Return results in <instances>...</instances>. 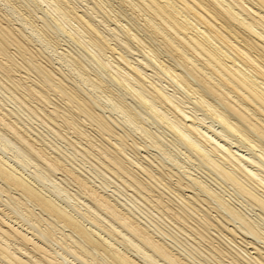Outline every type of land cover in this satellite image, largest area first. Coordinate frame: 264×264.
Returning a JSON list of instances; mask_svg holds the SVG:
<instances>
[{"label": "rangeland", "instance_id": "374dc122", "mask_svg": "<svg viewBox=\"0 0 264 264\" xmlns=\"http://www.w3.org/2000/svg\"><path fill=\"white\" fill-rule=\"evenodd\" d=\"M37 1L38 0H0V22H1L0 27H3L5 29H7V30L10 29V33H11V36H12V37L10 36L11 39H12L11 40L9 36L4 37V36H2L0 34V43L3 44V46L5 48V53H1L0 54V60H1V62H0V105H1L0 106V112L1 113L0 114L3 113L2 114V117L3 118L5 116V118L7 117V118H10L11 120H13V122H12L10 119H7L6 118L7 119L6 120L4 118L6 120V122H9V123L11 122L12 124L14 123V125L16 124L17 126L19 125V128L21 127L20 129H23V130L25 129L26 132H27V128L30 127L29 129H31L32 132L29 131V129H28V131H29V134L31 135V133H32V135L30 136L28 134V132H27V137L29 138V140L31 142L34 143V145L36 146V148L39 147V149H40L39 151L40 152L43 153V151L47 149L46 152L44 151L45 153H47L46 155H48L50 157H55L57 159L60 158L59 160H61V163L63 165H65V166H67L69 168H73L72 170L76 174H78L81 178H83V176H84L83 179L85 181L87 180L86 182H87V184L90 187H92L94 189H97L98 191L100 190L101 192L100 191L99 192L102 193V194L105 193L104 195H106V196L108 195L107 197L109 198V200H111L113 202L117 199L115 201V203H116V205H117V207L119 209L121 208L120 210H122L123 212H126L127 214H131L132 218L135 216L134 219L135 218H136V220L138 219L137 221L139 222L140 225L146 227L149 230L150 233L152 231L151 235L154 233L152 235L154 238H157L160 235V237H158L157 239H159L160 241L163 240L162 242H164V243L166 242L165 243L166 245H168V243H169L170 245H168V247L173 252L175 251L174 253L176 255L178 253V256H181V258H183V259L185 258V261H186V258H189L187 260L188 263H190V264L192 263V262H189V260H190V261H193V263H195V264H203V263L204 264H217V263L218 264H231V263L232 264H236V263H233V261H232L233 258L235 257L234 255H236V257L237 256H240L241 257L242 256V253L244 251H246V252H244L245 253V256H244V253H243L244 259L245 258L246 259L244 261V259L242 258L241 259L242 262H244L245 264H247L246 261H247V259L250 258L249 259V262H251V263L248 262V264H259V263H257L258 261L261 262L262 264H264V258L261 259L259 257L261 255H263L261 257H264V243H263L264 240H262V239H264V237H262L263 236L262 233H264V219H263L264 218V214L262 213L263 211L259 207H257V206L255 207L253 204H251L250 202H248L247 200H245L241 195L235 193L236 191L232 193V191L234 190V189H232L233 187L229 183H227V182L225 183V181H223L222 179H220L218 177V175H216V173L211 168L208 169L209 166L208 167H203V166H206V164L202 160L200 161L201 158L200 157L199 158L196 157V154L195 153H192V151H189L190 150L189 148H186V149L184 148L186 146L183 144L182 141H180L181 140L180 137H178L177 134L174 133L173 130H172L173 131V133H172L171 129H169L166 126H163L162 125L163 123H161V122L156 123L158 121L155 120L156 119L155 117L154 118L151 117L152 116L151 115V112H150L149 108H147L148 105H146L147 106L146 107L143 101L140 102V100L137 99V97L136 98H133L132 97V96H134V97L136 96L135 95L136 94L135 92H136L137 88H139L138 90H141L142 87H143V89H145L143 91L145 92L146 96L148 97L150 95L149 94V90H150V88H149V82H153L154 84H157L159 82V84H157V85L161 86L162 88L165 87L163 89L164 90L166 89V93L175 101L176 104H178V105L180 104L179 106L182 109L184 108L183 110L188 115H190V117L193 119V121L195 122V124L197 123L196 125H198V127H200L201 129H203L204 131H208V133L211 136L215 137L220 142L222 141V143H226L227 144L230 141L231 144L228 143L227 145L231 146L232 149L235 148L234 150L236 152L241 153V154H243L246 157H251L252 156L251 157L252 159H257L255 157L256 156V153L254 152V150L253 149H250V150L253 151V153H252V151L250 152V150L246 149L247 147L248 148H250V147L246 143H244L239 137L237 138V136L234 135L237 140H235V137L232 138L233 135L231 137H229L231 134L227 130H225L224 128H222L221 127L222 125L217 120L215 121L216 118H215L214 114H212L211 110L206 109V107H204L201 104V102L199 100V96H200L199 93H196V91H193V90H191L192 91L191 92L189 88H188L189 89L188 90L186 87H184V88L181 87L180 85H178L177 83H175L174 80H172L170 78L172 80L171 81L169 79V77L166 74H164V72H162V71L161 72L163 73V75L162 74H159V73H161L160 70H158L160 68H158V65H156V63H161V64L164 63V64H166V65H168L170 67H174L173 66L174 65V62H172L173 60L171 59V57L169 55H167V53L165 51H163L162 48L160 47V45H161L160 39L158 40V38H155L154 36L148 35L149 32L144 27V21H145L144 19H146L148 17L147 14L143 10H141L139 7H137V6L135 7L132 4H130L129 2H122L121 0H119L120 2L118 0H45V1L44 0H40L38 2ZM45 2H46V4H45ZM55 3H56V5H55ZM125 3H126V5H125ZM45 5H47V6H45ZM57 5L59 6V10H58V6ZM131 5H132V7H131ZM125 6H128V7H125ZM69 7H72L73 10L71 8L69 9ZM133 9H134V12H132ZM138 9L140 10V12H139ZM66 10L69 12V14H68V12H66ZM130 10H131L132 13L130 12ZM74 11L75 12L78 11L77 14L78 13L79 14H82L85 18L88 17V19L87 18L86 19L89 21V23L92 25V27L96 30L97 34L98 33H100V34H98V35L92 34V32H90L87 29V27H86V25L84 23L80 22L78 20V18H76L77 20L75 18H73L72 16H74V15H75L74 17H76V13ZM135 11H136V13H135ZM71 12H73V13H71ZM82 12L83 13L86 12L85 13L86 15H84ZM62 14H63V16H62ZM70 14H72V15H70ZM143 14H144V16H143ZM141 17H144V18H141ZM90 20H91V22H90ZM94 24H95V26H93ZM128 28H129V30H128ZM124 31H125V33H124ZM128 32H130V33H128ZM132 32H134V34ZM146 32H148V33H146ZM13 36L16 37L18 41H20V45H19V43H16L17 40L15 38L13 39ZM91 36H94V37H92L91 40H90V37ZM133 36H135V37H133ZM131 37H133L134 40H133V38H132V40H130ZM94 38H95V40H94ZM8 40L10 41L11 44L9 43ZM97 40H99V41H97ZM101 40L102 41L104 40V41L102 42ZM12 42L14 44H12ZM21 42L23 44H21ZM136 42L137 43L140 42V45L137 44ZM141 42H142V44H141ZM106 43H109V44H106ZM24 44H25L26 47L28 46L27 49L29 51L26 50V49L24 50V48H25ZM15 45H17V46H15ZM109 45H111V47ZM102 46H103V48H102ZM112 46L115 47L116 49H114V48L112 49ZM97 47H101V49H99ZM109 47L111 48L110 51H109V49H110ZM148 47L150 48V50H149ZM19 49H22V51L19 50ZM103 49H105L106 51H104ZM148 50H149L150 54H148V52H147ZM151 51L152 52L154 51L153 52L154 54ZM23 52H25V53H23ZM29 52L31 54H29ZM159 52H160V54H159ZM114 53L116 54V56L119 55V57H120L121 54H122V56L124 55V57L126 56L125 57L126 59H129V61L131 60V62L132 61L135 62L136 65L139 66V68L145 72L146 77H147L146 78L147 81H146V79L144 81H141L144 86L140 87V84L136 83V81H134V80L133 81L131 80L132 82L129 81L130 79H134V78L136 80V76L134 74H132V73H130V77L129 76H127V78L125 77L126 79L122 75L119 76V73L120 72L122 73L121 70L123 69V71H124V68H123L124 65L119 60L120 58L118 59V56L116 57L115 55H113ZM143 53H145V56H144ZM23 54H24V57H23ZM70 54H71V56H70ZM150 55H151V57L153 59L150 57ZM146 56H148V57H146ZM26 57L27 58L29 57V59H26ZM154 58L156 59V62H155V59ZM144 59L146 61L148 59H150V60H148L146 62ZM158 60H159V62H157ZM13 61L16 62V63H14ZM39 61L42 64H40ZM169 61H170V64H169ZM105 62H107V63H105ZM101 63H103V64H101ZM110 63H111V65H110ZM142 64H144V65H142ZM153 64L155 65V68H153L154 67ZM40 65L41 66L43 65V66L41 67ZM109 65H110V67H109ZM151 65H153V66H151ZM150 66H151V68L149 69ZM45 67H46L47 71H46ZM111 67H113L114 71H113V69ZM49 69H50V72L53 73V75L52 74H48ZM40 70H42V71H40ZM43 70H45L46 73ZM155 71L156 72L158 71L157 72V74H158L157 76L158 77L156 76V74H155L156 72ZM149 73L152 74V75L149 76L148 75ZM44 74H45V76H44ZM114 75H118L120 77V81L113 80V76ZM56 76L59 77L60 82L62 83V86L63 85H66L69 89L73 90L72 92L75 91L76 95L78 94L77 97L79 99H83L84 101L87 102V104H88V106L90 108V114L89 113H87V115L86 114H83L85 112L83 110H81V108H79V106L76 109V106H77L76 102H74L71 97H69V96L67 97V95L65 94L66 92H63L60 88H58V85H60V82L58 80H56V79H58V77H56ZM122 77H123V79H122ZM151 77H152V80H151ZM47 78H50L48 80L50 82L47 81ZM88 79H90V81ZM15 80H17V81H15ZM18 81H19V83H18ZM55 81H57V82H55ZM154 81L155 82L158 81V82L155 83ZM167 81H168V83H167ZM51 82L52 83L54 82L52 84V87H50L51 84L49 85V83H51ZM118 82H119L120 85H124V84L125 85L124 86H120L119 84H117ZM121 82H123V83H121ZM126 82H128V83H126ZM145 82H146L147 85L145 84ZM169 82H170V84H169ZM129 83H131V84H129ZM135 83L138 86L135 85ZM14 84H15V86H14ZM100 84H101V86H100ZM176 84L179 87H177ZM16 85H18V86L16 87ZM98 85H99V87H98ZM131 85H133V86H131ZM19 86L20 87L22 86V87L20 88ZM172 86H174V87H172ZM67 87H66V90H68ZM127 87H129V88H127ZM130 87H132L131 88L132 89L131 91H130ZM133 87H135L136 89L133 90ZM175 87H176V89H175ZM55 88H56V90H55ZM126 88H127V90L129 89L130 93H129V91L126 90ZM58 89H60V90H58ZM54 90L56 92H54ZM132 91H134L133 94H131ZM186 91H188V92H186ZM39 92L43 96H45V97H43V100L45 99L44 101H42V98H40V97H42V95ZM169 93H171V95ZM26 95H28L29 97L26 96ZM38 95H41V96L39 98H37ZM181 97H182V99H181ZM194 98H196V101L197 102H195V99ZM46 99H47V101H46ZM180 100H181L182 104L184 103L185 105L184 104L182 105L181 102H180ZM21 102H23V103H21ZM138 102L139 103H142V104H138ZM199 102H200V104H199ZM72 103H74V104H72ZM143 104H144V108L142 106ZM200 105L203 106V107H201ZM6 107H7V109H6ZM117 107H118V109H117ZM125 107H126V109H125ZM192 108H195V110L192 109ZM201 108H204L202 110L205 113L202 112ZM124 109L127 111V113L125 112ZM7 110H8V112H7ZM40 110H41V112H40ZM188 110H189V112H188ZM9 111L12 112V113H10ZM81 111H83V112H81ZM91 111H93V112H91ZM122 111H124V112H122ZM146 111H148V112L146 113ZM190 111H191L192 114L190 113ZM5 112L7 114H5ZM32 112H35V114L32 113ZM96 112H97V114H96ZM58 113H59L60 116H58ZM131 113H132V115H134V113H136L135 114L136 118H135V116L133 117L131 115ZM208 113L209 114L211 113L212 115L210 114V117H209L208 116L209 115ZM93 114L96 115V116L99 115L102 118H104L103 115H105V119L107 117L109 118V120L108 119H106V120L111 121V122L116 121V123L118 125H114L116 123H111L110 122L114 128H113V131L111 133H108L107 132L108 133L107 134L106 132H103V130H100V126H98V123L96 122V119H95L96 117ZM127 114H128V116H127ZM195 114H196V116H195ZM44 115H46V116H44ZM92 115H93V117H92ZM62 116H63V118H62ZM87 116L90 117L91 119L88 118ZM56 117H58V118H56ZM128 117H131V118L129 119ZM196 118H197V120H196ZM67 119H68V121H66ZM43 120L45 122H43ZM199 120H202V121H199ZM211 120H213V122ZM134 123H136V124H134ZM200 123H202V124H200ZM205 123H207V124H205ZM218 124H220L221 126L218 125ZM206 125H207V127H206ZM3 126L0 123V152L2 153L0 155L1 156L3 155L2 157H4V159L10 161L11 164L15 165V168L17 170H19L21 172V174L23 173L22 175L23 176L25 175L26 178L29 181H31V183H33L35 186L38 185L37 187L40 190L42 189L41 190L42 192L45 191L46 192V193L44 192L45 194H48L53 200H55L61 206H64V208L66 207V209L69 210L74 215L76 214V216H77L78 213H75V212H77L79 210V208H80V211H82V209H84V211H82V212H85V213H87L90 216H92V215L94 216V213L95 212H98V213H95V216H96L97 219L95 218V216L94 217L92 216V217L95 218L97 221L102 220V222L100 221L101 223H103V224H101L102 226L109 225V226H105V228L111 227L110 224L113 223V225H116L118 228L121 229V226H119V224L116 223V221H114L109 216V214H107V213L106 214H103V212H105V211L99 209L98 207H96L93 204V202L90 199H88L87 194L85 193L86 191L82 187L78 186L77 183L73 182L74 181L73 179H71L69 176L65 175V172H63V170L57 169L58 171L55 170L56 172H53V170H52V172H51V169L47 168L41 161H39V159L36 161L37 157L35 155H33V154L31 156V153H28L25 150V147L23 145L21 146L20 143L11 134V132H9L5 128V126L4 127ZM50 127H51V129H50ZM139 127L142 129V131H141V129H139ZM204 128H206V130ZM220 129L222 130V133L224 131L227 132V133L224 132L222 134L220 132L221 131ZM121 130H123V131H121ZM214 130H216V131H214ZM147 131H149V132H147ZM150 131L152 133V136H151ZM123 132L127 133V134H125V136H123L125 138V140L122 139V137L120 136V135L123 134ZM215 132H216V134H215ZM148 133H149V135H147ZM84 134H86L87 136H85ZM102 134H104V135H102ZM155 134H157V135H155ZM219 134L222 135V136L220 137ZM112 135L115 136V140H114V136H112ZM144 135H146V136L144 137ZM173 135H175V136L173 137ZM105 136H110L109 137L110 140L107 137H105ZM156 136H158L157 138L158 139L160 138V139L158 140L156 138ZM226 136L228 138H226ZM8 137H10V138H8ZM104 137L106 139H108L109 141H113V142L109 143ZM119 137H120V139H119ZM151 137H153V138H151ZM177 137H178V139H177ZM91 138H93V139H91ZM35 139H37V140H35ZM176 139L177 140L180 139V140L177 141ZM228 139H229V141H228ZM7 140H10V141H7ZM32 140H34V141H32ZM117 140H118V142H117ZM122 140H124V141H122ZM151 140H152V142H151ZM134 141H135V143H133ZM153 141H154V143H156L155 144V147L158 144L160 147L162 146L163 148L162 147L160 148L159 146H158V148L157 147L154 148L153 147L154 144H151V143H153ZM161 141H162V143H161ZM14 142H15L16 145L14 144ZM87 142L89 143V145H88ZM121 142H123L124 145ZM147 142H148V144H147ZM240 142H243L244 144H241ZM38 143H39V145H38ZM126 143H127V145L125 146ZM115 144H118L121 147L124 146L123 147L124 149L122 148V151H118L117 149H115L113 147V146H115ZM130 144H131V146H130ZM160 144H162V145H160ZM139 145H141V146H139ZM105 146L108 147L109 150H108V148H105ZM245 146H246V148H245ZM40 147H42V148H40ZM206 147H209V145H206ZM110 148L111 149H114L113 150L114 153H115V151L118 152V156L119 157L122 155L120 158H122L124 160L126 159L123 162V164H125V166H127V168L129 169L128 170L129 173H131V175L129 174L130 175L129 177L127 176L128 179H127L126 176H124V174L123 175L122 174L121 175L118 174L116 176V173L112 172V171H114V168H111L112 167V164H110L108 162L107 158H106V156H110L113 153V151ZM75 149H76V151H75ZM100 149L102 150L101 152L99 151ZM103 149L105 150L104 152H103ZM110 150H111V153H110ZM160 150L162 152H164L165 154L162 153ZM50 152L51 153L53 152V153L51 154ZM249 152H250L251 155L249 154ZM29 154H30L31 158H29L30 157ZM108 154H110V155H108ZM123 154L126 155V158L123 156ZM101 155H102V157H101ZM187 155H189V156H187ZM25 156H27V157H25ZM82 156H83V158H82ZM146 156H147V159L145 158ZM194 157H196V159ZM63 158H65L66 160H68V159L69 160L66 161ZM148 158L150 159V162H149V159ZM154 158H156L157 161H155ZM13 159H15V161H14L15 163L16 162L17 163L20 162L22 164L24 162L23 164H25V165L22 164L24 167L20 163H19V165L16 163L18 165L17 166L13 162ZM29 159H31L32 161L29 160ZM131 159H133L132 162H131ZM151 159L154 160V161H152ZM161 159L164 161V164H163V161L162 162H159V161H161ZM170 159H172V160H170ZM22 160H23V162H21ZM105 160L108 163H106ZM173 160H174V162H173ZM151 161L154 164V166L151 163ZM175 161H176V163H175ZM37 162H38V164L40 163L41 165L39 164V166H38ZM129 162L131 163V165H129L130 164ZM134 162H136V164H134ZM104 163L106 165L105 167H103L104 166L103 165ZM179 163H180V165H179ZM35 164H37V165H35ZM70 164H72V165H70ZM137 164H138V166H137ZM142 164H143V166H142ZM35 166H36V168H35ZM37 166H38V168L39 167L40 168L38 169ZM164 166H165V168H163ZM179 166H180V169H178ZM182 166H184L183 167L184 169L182 168ZM41 167H43V169ZM141 167H143L144 169H146L148 171V172H145L146 175L143 173L144 171H142V168ZM147 167H148V169H147ZM76 168L79 171L81 170V172L84 173L85 175L82 174V173H80ZM105 168H107V169H105ZM149 168H151V169H149ZM263 168L264 167H262V168H256L254 166V169L257 172L260 171L259 172L260 173L259 176L264 181V176H262V175H264V171H262ZM111 169H112V171H111ZM207 169L209 170L210 173L208 172ZM41 170H43V171H41ZM149 170H150V172H149ZM161 170H165L166 172L161 171ZM187 170L188 171H191V173L188 172ZM46 171H48L49 173H46ZM131 171H133V172H131ZM33 172H34V174H33ZM35 172L36 173L39 172L38 173L39 175L37 174L38 175L37 176L38 178L35 177L36 176ZM179 172H181V173L183 172V175L181 173H179ZM212 172H213V174H212ZM134 173H136V175H134ZM147 173H151L150 178H148L149 176L147 175ZM170 173H172V175ZM206 173H209V174L206 175ZM214 173H215V175H214ZM81 174H82V176H81ZM112 174H114V175H112ZM177 174H178V176H176ZM40 175L43 177V178L42 177L40 178V179H43V181L42 180H39ZM119 175H120V177H118ZM152 175L154 176L153 178H151ZM156 175H157V177H156ZM158 175L161 176V177H159ZM163 175H165L166 177L163 176ZM179 175H181V176H179ZM195 175H197V176H195ZM199 175H200L201 178H199ZM141 176L142 177H146L145 180ZM189 176L190 177H193V179L196 178L199 181L201 179L202 181H200V182L203 183V184H205V186L207 187V189H209L211 191V188H214L211 192L212 193H215L216 195H218L221 198V200H222V202L224 204H227V205L229 204V206L231 205V207L233 209H235V210L239 209L238 212L241 215L243 214L242 216H244V218L246 217L245 219L248 222H250V225L251 224L253 225V226L252 225L251 226H252V228L254 230L252 229V232L251 233L253 234L252 236H254V237L250 238L251 237V236H249V235H251L250 232H249L250 234L247 233L249 235H246V232H244V234H242L243 232L241 231V228L239 227V224L238 223H236V225L238 226L237 227L231 221H228L229 223H227L226 222L227 219L225 221H223V219H224V213H223V210L221 209V207L218 204H216V202L213 199H211L208 195H205L203 192L198 191V189H193L195 187L190 186L191 184H189V183H191L192 181L189 180V179H192V178H190ZM194 176H195V178H194ZM86 177H88L89 179L86 178ZM131 177L134 178V179L138 178L140 180H143L142 182L144 183L145 188H140L139 187L140 188L139 189L140 191H139L138 190V186L136 185V183H134L133 179H130ZM180 177H182L181 178L182 180L180 179ZM211 177H212V179H211ZM214 177H216V178H214ZM156 178H157V180H156ZM123 179L125 180V183L126 184L128 182V185L127 186H126V184H124V185L122 184L121 181ZM152 179L154 180V182H153ZM170 179H172V181ZM37 180L40 181V182H38ZM124 180H123V183H124ZM180 180H181V182H180ZM146 181H148L149 184ZM189 181H191V182H189ZM155 182H156V184H155ZM132 183H134V184L132 185ZM150 183L152 185L153 184H155V185H153V187H151L152 185ZM158 183L161 184L162 186L161 185H158ZM180 183H181V185H180ZM187 183H188V185H187ZM0 184H1L0 185L1 186V189H0V192H1L0 193V203H1L0 204V209L3 210L2 212H4V211L7 212L6 213L7 216L9 214H11V215L13 214L12 216L11 215H9V216L10 217H13L12 220L15 219L13 221H14V223L17 226H19L18 224L21 222L20 223L21 228L24 227L23 229H28V230H30L32 232H34L35 230H38V228L43 229V228L47 227V225L50 226L51 229L53 230V232H55V233H53L51 235L50 239L53 240L54 239L53 237H55L54 240L56 242L54 240L53 241L50 240L49 242H47V244H49L48 245L49 247L52 246L50 248H52L51 250L55 251L54 252L55 254H56V252H60V250H61V252L64 253L63 256H65V259H66L67 264H85V263L87 264L89 261L92 262V263L89 262L90 264H94V263L95 264H106V263L109 264L108 262H110V261H109V259L107 258V256L104 253H100L98 251L99 252V254H98L97 250L94 251L91 248L89 249V247H86L87 250L82 249V251L79 248L77 249V246H75L74 243H73L74 241L72 242L70 240V238L68 237V236L72 235V232L70 231L69 228H67L66 226L62 225V223H60V225H59V223L56 224V221H53L54 220L53 218H52V220H50L51 218L48 217V215L44 214L43 212H40V209H38V207L35 206L33 203L31 204V202H28L26 200H23L24 198L20 197L17 193L12 192L14 190H10V191L9 190H6V188L4 187V184L2 182H0ZM164 184H166L165 186L167 188L164 186ZM2 185H3V188L4 189H2ZM74 185H76V186H74ZM52 186L55 188V190H54V188ZM180 186H182L183 189H181L182 187H180ZM59 187L60 188H63V189H60ZM78 187L80 189H78ZM131 187L133 188V190H132ZM134 187H136L137 189L134 188ZM256 187H257L256 190H259V188H260L259 192H260V195H262L264 193V189L262 188V186L256 185ZM155 188H158V189L155 190ZM164 188H166L167 192L166 191H162V190H164ZM169 188H172V189L174 188V189L173 190L171 189L172 191H170V190H168ZM178 188H179V190H178ZM75 189L77 191L81 190V191H79V193L80 194L83 193V194L80 195L79 193H77V191ZM141 189H142V192H141ZM146 189H147V191H144ZM157 190H159V191H157ZM177 190H178L179 193L176 192ZM182 190L185 191V192H183ZM8 191H9V194H8ZM150 191H151V194H154V195H152L153 197L150 195ZM156 191H157V193H156ZM160 191L161 192H164V193H160ZM54 192H55V195L56 194H59L60 192L61 193H60V195L55 196L54 195ZM138 192L141 195H139ZM152 192H154V193H152ZM197 192H198V194H197ZM2 193H4L6 196L4 194H2ZM12 193L14 195H16V196L13 195V197H14L13 200L11 198L12 197V195H11ZM67 193H68V195H67L68 198L66 196ZM142 193L145 196H143ZM173 193H176V195L177 196L179 195V196L177 197ZM7 194H8V196L11 195V197H8L7 198ZM132 194H134V195H132ZM187 194L190 197H195V200L196 201L194 199L191 200L188 197ZM84 195H85V197H84ZM17 196L20 197L21 199L19 200ZM59 196L61 198H59ZM62 196H63V198H64V196L66 198L63 199ZM112 196H115L114 199H113ZM139 196L142 199L139 198ZM198 196H199V198L201 196L203 199L200 200L201 198L200 199L199 198H196ZM145 197H147V198H145ZM179 197H182L183 200L180 199ZM228 197H230V198H228ZM9 198L12 200V201L11 200L10 201L13 202V203H11L9 201ZM15 198H16V200H15ZM56 198H58V200ZM118 198H119V200H118ZM143 198H145V201H146V199L149 200V202L146 201L148 204H146V202H144ZM175 198L177 200H181V201L180 202H177L175 200ZM153 199H155V200L153 201ZM159 199H162V200L159 201ZM171 199H172V201H171ZM186 199H187V201H186ZM205 199L207 201H209V203L207 201H205ZM4 200L7 203H9V204L6 203L7 206H9V207H6V204H4V202H5ZM21 200H23V201H21ZM120 200L123 201V202H121ZM137 200H140V201L139 202H136ZM197 200H198V202H197ZM19 201L21 202L20 203L21 206L18 205L19 204L18 203ZM24 201H26L28 203H26V205H25V202ZM201 201H202V203H201ZM210 201H212V202H210ZM228 201H230V202H228ZM85 202L87 203V205H86ZM185 202H187L189 205L187 203H185ZM206 202L208 203L209 206L206 205ZM214 202H215V204H214ZM14 203H17V204L13 205ZM22 203L24 204V206H23ZM153 203H155V204H158L159 203V204L156 205L157 206L156 208H153V207H155V205ZM163 203L164 204H167L169 206V209H172V210H169V211L166 212V208H164L165 206L163 205ZM174 203H175L176 206L174 205ZM178 203H180V207L182 206L181 208L184 210V211L182 210L181 212H185V213H179V211H180L179 209H181V208L179 207V204ZM181 203L183 205H181ZM196 203H199V204H196ZM210 203L212 205H214V206L210 205ZM249 203L252 206H254V207H252L251 205H249ZM10 204H12L13 210L11 209ZM30 204L35 207L34 208L35 210L33 209V213L36 211V213L41 214V215H39L40 217L36 213H34L35 214V216H34V214L31 211V209H32L33 206H31ZM129 204H131V205H129ZM134 204H135V206H134ZM171 205H174L175 207L174 206H171ZM215 205H218L219 206L218 207V210L216 209L217 206L215 207ZM14 206L15 207L19 206V207L15 208ZM69 206L75 207V209H77V211L76 210H73L74 208L73 209H70ZM126 206H127V208H125ZM132 206H134L133 207V210H132ZM170 206H171V208H170ZM36 207H37V209H36ZM176 207L179 208L178 211H177ZM192 207H194V208H192ZM210 207H212V208H210ZM26 208H28L27 210H29V209L30 210L29 211H26L25 210ZM90 208H92V210ZM93 208H96V209H93ZM189 208H190V210H188ZM191 208H192V210H191ZM196 208H198L200 210H198V209L196 210ZM214 208L217 211H215ZM88 209H90V210H88ZM128 209H130V210H128ZM157 209L158 210H161L162 213H160L161 211L156 212ZM173 209H174V211H173ZM17 210L19 211V213L17 212ZM21 210H23V211H21ZM99 210H101L102 212L99 211ZM187 210L192 213L191 216H187V215H190L191 214ZM204 210L205 211L208 210V213H206ZM12 211H14L15 214ZM202 211L204 213H206L205 215L207 217L204 215V213L202 214ZM219 211H220V215H218L219 214ZM242 211L246 214V216H245V214ZM16 212H17L18 215L20 214V216H18L16 214ZM24 212H25V214H24ZM132 212L135 215H132ZM175 212L178 213V214H181V215H186L187 214L185 216V219H190V217H192V216L193 217L190 220H188V223L185 220H184V222H182V219L180 220L179 217H177L178 215ZM259 212H260L261 215L259 214ZM30 213H31L32 216L30 215ZM139 213H141V215H143L144 213L145 214L141 217V215H139ZM163 213H165V214H163ZM28 214L31 217H34V218H30V216H29V220L31 219L30 221L35 222L37 224L41 223L42 225L40 224L38 226V225H35L34 224V227H33L32 224L31 225L28 224V225H30V226H28L26 224V222H28V221L21 220V219H25V218H22V217L23 216L26 217V215H28ZM96 214H99V215H96ZM160 214H162V216ZM173 214L174 215L176 214L177 216H174ZM36 215L38 216V218H35V217H37ZM103 215H105L104 217L107 220L106 219L103 220V218H104ZM211 215H214V217L211 216ZM80 216L81 215L79 214V216H77V217L80 218ZM98 216L100 218H98ZM164 216L167 217L169 220L165 219ZM204 216L206 218H204ZM208 216H210V218H208ZM259 216L260 217L263 216V217L260 218ZM41 217L43 218V220H42L43 222L41 221V219H42ZM163 217H164V219H163ZM186 217H189V218H186ZM249 217H250V221L247 219ZM45 218L47 219V221H46ZM109 218H111V219H109ZM211 218L212 219H215L217 222L215 220H212V223H213L212 224L210 222L211 221ZM48 219L51 222V225H49L50 223H48L49 222ZM193 219L196 220V221H198V222L193 224L191 222V220L193 222H196ZM198 219L201 220V221H202V219H204L202 221V223L205 221L206 222V224L204 223L205 226L207 224L209 225V223L211 224V226L210 225L209 226L207 225L208 227H210L208 229V231H207V229L205 230V226H203V224L201 223V221H199ZM217 219L220 220V221H222V222L218 221ZM38 220H39V222H38ZM141 220H143V221L141 222ZM44 221H46L45 222L46 224L44 223ZM82 221H83L84 224H86V226H94V225H90L91 223H89V221L88 220H85L84 218H82ZM106 221H108L110 224H108V222H106ZM144 221H145L146 225L149 224V225H147V226H149V228L147 226H145ZM24 222H25V224H24ZM104 222H106V224ZM218 222H219V224H220L221 227L218 225ZM28 223H30V222H28ZM150 223H152V224H150ZM198 223H201L202 225H200ZM230 223L233 224V225H231ZM253 223H255L256 225L258 224L257 227ZM156 224H157V226H156ZM184 224L185 225L187 224V225L185 226ZM215 224H217V226ZM222 224L224 225V227L227 225V228L226 227L225 228L223 227L224 228L223 229L222 228V226H223ZM63 226H64V228L66 230L64 228H61ZM179 226H180V228H178ZM189 226H190V228H189ZM193 226L196 227L197 229L196 228H192ZM207 226H206V228H208ZM198 227L200 229H204V230H200V229H198ZM213 227H214V229H217L218 231L217 230H214ZM218 227H220V228H218ZM229 227H231L232 229L235 227L234 230H235V232L237 234L236 233H235V235L233 234V231L234 230L232 232H229L230 231V230L228 231V228ZM237 228L240 229V231H238ZM178 229H181V230L179 231ZM261 229H262V231H261ZM192 230H196V231L198 230V232H194ZM101 231L103 232V230H101ZM123 231L125 232L126 230L123 229ZM161 231H163V232L166 231L167 232V235H166V233L164 235V233L163 232L161 233ZM259 231H261L262 233L261 232L259 233ZM60 232L62 233V235H61ZM205 232H206V234L208 233V235L205 236L204 235ZM67 233H68V235H67ZM125 233H126L125 234V237H127V239L125 237L124 238L123 237H120L122 240L123 239L124 240L126 239V241L123 240L122 241L123 243L122 242H119V244H120L119 247L120 246L122 247V244H123L124 245L123 247L126 246V248L124 249L122 247V249L126 250L128 248V251H130V250L133 251L132 247L129 246L130 245L129 239H131V240L133 239L134 241H137V240H135L133 238V236L131 237V234L129 232L126 231ZM197 233H200L201 235L199 234V236H198ZM229 233H232V235L229 234ZM258 233H259V235H257ZM65 234H66V236L64 237L63 235H65ZM156 234H158V235L157 236H154ZM202 235H204V236L202 237ZM255 235H257V236H255ZM57 236H59V238ZM129 236H130V238H129ZM171 236H172V238H171ZM66 237L69 238V239H67ZM38 238L39 237H36V240H38L40 242H43L42 239H38ZM56 238H57V240H56ZM206 238H207L208 241L206 240ZM258 238H259V240H256ZM75 239H78V238L75 237ZM230 239H231V241H230ZM251 239H253V240H251ZM127 240H128V242H127ZM173 240L176 241V242H174ZM245 240H246V242H245ZM9 241H8L9 245H11V247L15 248V246H16L15 245V242L11 241V243H10ZM66 241H69V243L66 242ZM78 241H80V240L78 239ZM209 241H210V246L208 245L209 244ZM248 241L250 242V244H249ZM125 242L126 243H129V245L126 244ZM12 243H13V245H12ZM231 243H232L233 246L231 245ZM213 244H214V246H213ZM255 244H257V245H255ZM60 245H62L63 247L60 246ZM235 245H236L237 248L234 247ZM64 246H69V247H72L73 246V247H76L77 253H79L78 255H80L81 258L84 259V260L86 258L85 261H87V262L80 263L79 261H81V260L78 261L77 260L78 258L76 256H75L76 258L74 259V257L72 256V254L68 250H66ZM174 246H175V248H174ZM211 246H212V248H211ZM219 246H220V248L222 247V249L223 250L225 249L226 251L224 250L223 253H221L219 251L217 252L216 248L219 249ZM253 246H256V248L257 247L258 248L257 249L255 247L253 248ZM59 247H61L63 250L61 248H59ZM195 247H196V250H195ZM229 247H230V249H229ZM213 248H214V250H212ZM232 248H235L236 250L239 248L241 251L239 249L236 251V250H234ZM245 248H247L249 250H247ZM207 249H208V252H212V253H214V251L216 250L215 253L213 254L214 256H212V253L208 254V252L205 251ZM255 249L256 250H259V252H260L261 255H259V254L256 255V253H258V251H256ZM65 250H66V252L70 253L71 255H69L68 253H66ZM90 250H92V252ZM178 250L181 251V254H180V252ZM184 250H185V252H184ZM16 251H20V250H16ZM231 251H234V252L230 253ZM249 251H250V253H249ZM81 252H83V253L81 254ZM240 252H242V253L239 254ZM31 253H33V252H31ZM182 253L183 254L185 253L184 254L185 256L182 255ZM224 253H226V254H224ZM92 254H93V257H94V255H96L95 257H97V258L92 259V257H91ZM187 254L188 255L190 254V256H188ZM222 254H224V256ZM83 255H85V256H83ZM219 255H222V256H219ZM252 255L254 256V258L252 257ZM88 256H90L91 258L88 257ZM100 256H102V257H100ZM226 256H228L230 259L229 258H228L229 260L226 259L227 258ZM98 257H100L102 259H100ZM87 258H89V260ZM255 258L256 259L258 258L260 260H258L257 262H256V260L252 262V260L255 259ZM218 259H220V260H218ZM84 260H82V261H84ZM104 260H106V261L104 262Z\"/></svg>", "mask_w": 264, "mask_h": 264}, {"label": "bare ground", "instance_id": "6f19581e", "mask_svg": "<svg viewBox=\"0 0 264 264\" xmlns=\"http://www.w3.org/2000/svg\"><path fill=\"white\" fill-rule=\"evenodd\" d=\"M40 1V0H38ZM37 1V2H38ZM45 1V0H44ZM119 1V0H118ZM122 2H129L130 4H132L133 6H137L139 7L141 10H143L146 14H147V18L144 19V27L146 28V30L149 32L148 35H151V36H154L155 38H158V40L160 39V42H161V45L160 47L162 48L163 51H165L167 53V55H169L171 57V59L173 60L172 62H174V67H170L166 64H161V63H156V65H158V70H160V72H164V74H166L169 79L171 78L172 80H174L175 83H177L178 85H180L181 87H186L187 89L189 88L190 91L193 90V91H196V93H199V100L201 102V104L206 107V109H209L211 110L212 114H214L215 116V121L217 120L220 124L222 128H224L225 130H227L231 135L229 137H231L233 135L232 138H234L235 136H237V138L239 137L244 143H246L250 148H245L250 150V149H253L254 152L256 153V158L257 159H252L251 157H246L244 156L243 154L241 153H238L236 152L234 149L231 148V146L227 145L228 143H230L229 139H228V143H222V141L220 142L218 139H216L215 137L211 136L208 131H204L203 129H201L200 127H198V125L195 124V122L193 121V119L190 117V115H188L178 104L175 103V101L166 93V89L164 90L163 88L165 87H161L157 84H159V82H155L157 84H154L153 82H149V96L147 97L145 92L143 90V87L144 86L142 84L141 81H144L147 77H146V74L143 70H141L139 68V66L136 65L135 62H131V60L129 61V59H126L124 57V55L122 56V54L120 55H117L118 56V59L121 61V63L124 65L123 68H124V71L123 69L121 70L122 73L120 72L119 73V76H123L124 78L127 76L130 77V73L134 74L136 76V80H135V76L133 77L134 79H130L129 81H136V83L140 84V87L141 90H138L139 88H137L136 90V96H132L131 94H133L134 91L131 92V96L133 98H136L141 101L144 102L145 106L148 105L147 108H149L150 112H151V117L152 118H156L155 120H157L158 122L156 123H163L162 125L163 126H166L167 128L171 129V131L173 130L174 133L177 134L178 137H180V141L183 142V144L186 146L184 147L185 149L186 148H189L188 150L189 151H192V153H195L196 154V157H200V161L202 160L206 166H203V167H208V169H212L216 175H218V177L220 179H222L223 181H225V183H229L234 189L232 191L241 195L245 200H247L248 202H250L251 204H253L255 207H259L263 212L264 214V193L262 195H260V188L259 190H256L257 187L256 185H259V186H262V188L264 189V181L263 179L260 178L259 176V172H257L255 169H254V166L256 168H262L264 167V0H121ZM48 2V1H47ZM120 2V1H119ZM53 3V2H52ZM51 3V4H52ZM46 4V2H45ZM50 4V5H51ZM61 4V3H60ZM128 4V3H127ZM56 5V3H55ZM64 5V4H63ZM126 5V3H125ZM131 5V7H132ZM47 6V5H45ZM58 6V5H57ZM61 6V5H60ZM69 6V5H68ZM67 7V6H66ZM125 7H128V6H125ZM130 7V8H131ZM57 8V7H56ZM68 8V7H67ZM72 9V7H69V9ZM68 9V10H69ZM54 10V9H53ZM58 10H59V6H58ZM65 10V9H64ZM73 10V9H72ZM123 10V9H122ZM137 10V9H136ZM139 10V9H138ZM59 12V11H58ZM61 12V11H60ZM66 12H68L66 10ZM75 12V11H74ZM78 12V11H77ZM76 13V17L72 16L73 18H78V20L82 23H84L87 27V29L92 32V34H95V35H98L100 33L97 34L96 30L92 27V25L89 23V21L87 20L88 17H84L82 14H77ZM131 12V10H130ZM134 12V9L133 11ZM131 12V13H132ZM140 12V10H139ZM138 12V13H139ZM143 12V13H144ZM73 13V12H71ZM83 13V12H82ZM86 13V12H85ZM85 13H83L84 15H86ZM103 13V12H102ZM126 13V12H125ZM136 13V11H135ZM69 14V12H68ZM67 15V14H66ZM72 15V14H70ZM120 15V14H119ZM141 15V14H140ZM63 16V14H62ZM144 16V14H143ZM106 17V16H105ZM137 18V17H136ZM141 18H144V17H141ZM97 19V18H96ZM77 20V19H76ZM115 20V19H114ZM137 20V19H136ZM78 22V21H77ZM91 22V20H90ZM1 24V22H0ZM78 24V23H77ZM143 24V23H142ZM123 25V24H122ZM11 26V25H10ZM95 26V24L93 25ZM7 28V27H6ZM84 28V27H83ZM143 28V27H142ZM127 29V28H126ZM13 30V29H12ZM129 30V28H128ZM127 31V30H126ZM131 31V30H130ZM12 32V31H11ZM86 32V31H85ZM146 32V33H148ZM15 33V32H14ZM84 33V32H83ZM125 33V31H124ZM130 33V32H128ZM134 34V32H132ZM0 34L4 37H7V36H11V33H10V29L7 30L3 27H0ZM17 34V33H16ZM87 34V33H86ZM15 35V34H14ZM24 35V34H23ZM128 35V34H127ZM90 36V35H89ZM88 36V37H89ZM132 36V35H131ZM136 36V35H135ZM133 36V37H135ZM139 36V35H138ZM8 37V38H9ZM12 37V36H11ZM10 37V39H11ZM94 37V36H91L90 37V40L91 38ZM130 37V36H129ZM130 40H132V38ZM16 39V37L13 36V39ZM83 38V37H82ZM127 38V37H126ZM151 38V37H150ZM85 39V38H84ZM12 40V39H11ZM95 40V38H94ZM134 40V38H133ZM136 40V39H135ZM140 40V39H139ZM9 41V40H8ZM18 41V40H17ZM16 43H19L20 45V41H18ZM99 41V40H97ZM102 41V40H101ZM104 41V40H103ZM102 41V42H103ZM154 41V40H153ZM4 42V41H3ZM10 43V41H9ZM134 43V42H133ZM137 43V42H136ZM155 43V42H154ZM11 44V43H10ZM12 44H14L12 42ZM21 44H23L21 42ZM97 44V43H96ZM106 44H109V43H106ZM124 44V43H123ZM140 45V42L137 43ZM142 44V42H141ZM95 45V44H94ZM122 45V44H121ZM17 46V45H15ZM25 46V44H24ZM99 46V45H98ZM108 46V45H107ZM111 47V45H109ZM21 47V46H20ZM28 47V46H27ZM27 47L25 46L24 50H28ZM109 47V48H110ZM123 47V46H122ZM128 47V46H127ZM19 48V47H18ZM96 48V47H95ZM99 49H101V47H97ZM103 48V46H102ZM116 49L115 47L112 46V49ZM139 48V47H138ZM149 48V47H148ZM154 48V47H153ZM22 51V49H19ZM23 50V51H24ZM32 50V49H31ZM30 50V51H31ZM104 51H106L105 49H103ZM102 50V51H103ZM111 50V48L109 49V51ZM130 50V49H129ZM136 50V49H135ZM150 50V48H149ZM149 50L147 51L148 54H150ZM29 51V50H28ZM100 51V50H99ZM98 51V52H99ZM103 51V52H104ZM108 51V52H109ZM118 51V50H117ZM116 51V52H117ZM133 51V50H132ZM140 51V50H139ZM152 52V51H151ZM154 52V51H153ZM152 52V53H153ZM1 53H5V48L3 46V44L0 43V54ZM25 53V52H23ZM111 53V52H110ZM120 53V52H119ZM164 53V52H163ZM17 54V53H16ZM29 54H31L29 52ZM28 54V55H29ZM118 54V53H117ZM144 56H145V53H143ZM142 54V55H143ZM154 54V53H153ZM160 54V52H159ZM4 55V54H3ZM26 55V54H25ZM113 55L116 56V54L114 53ZM152 55V54H151ZM150 55V57H151ZM166 55V56H167ZM8 56V55H7ZM71 56V54H70ZM116 56V57H117ZM139 56V55H138ZM143 56V57H144ZM2 57V56H1ZM10 57V56H9ZM23 57H24V54H23ZM103 57V56H102ZM148 57V56H146ZM154 57V56H153ZM145 58V57H144ZM152 58V57H151ZM167 58V57H166ZM26 59H29V57ZM33 59V58H32ZM153 59V58H152ZM155 59V58H154ZM13 60V59H12ZM31 60V59H30ZM100 60V59H99ZM137 60V59H136ZM145 60V59H144ZM150 60V59H148ZM147 60V61H148ZM146 61V60H145ZM146 61V62H147ZM162 61V60H161ZM160 61V62H161ZM167 61V60H166ZM1 62V60H0ZM14 62V61H13ZM103 62V61H102ZM155 62H156V59H155ZM159 62V60L157 61ZM16 63V62H14ZM40 63V61H39ZM107 63V62H105ZM104 63V64H105ZM116 63V62H115ZM139 63V62H138ZM11 64V63H10ZM42 64V63H40ZM103 64V63H101ZM150 64V63H149ZM152 64V63H151ZM169 64H170V61H169ZM172 64V63H171ZM8 65V64H7ZM38 65V64H37ZM111 65V63H110ZM109 65V67H110ZM118 65V64H117ZM144 65V64H142ZM146 65V64H145ZM154 65V64H153ZM151 65V66H153ZM41 66V65H40ZM39 66V67H40ZM43 66V65H42ZM41 66V67H42ZM45 66V65H44ZM120 66V65H119ZM151 66L149 67V69L151 68ZM12 67V66H11ZM10 67V68H11ZM40 67V68H41ZM122 67V66H121ZM15 68V67H14ZM39 68V69H40ZM107 68V67H106ZM113 69V67H111ZM155 68V65L154 67ZM43 69V68H42ZM46 69V67H45ZM89 69V68H88ZM107 70V69H106ZM111 70V69H110ZM154 70V69H153ZM2 71V70H1ZM42 71V70H40ZM45 73L47 71L43 70ZM108 71V70H107ZM114 71V69H113ZM151 71V70H150ZM154 72V71H153ZM156 72V71H155ZM158 72V71H157ZM157 72L155 73L156 76L158 75ZM159 73V74H162L163 73ZM112 73V72H111ZM147 73V72H146ZM152 73V72H151ZM48 74H52L50 72V69H49V72ZM113 74V73H112ZM111 75V74H110ZM149 76L152 75V74H148ZM45 76V74H44ZM118 75H114L113 76V80H116V81H120V77ZM132 76V75H131ZM155 76V75H154ZM161 76V75H160ZM166 76V77H167ZM9 77V76H8ZM15 77V76H14ZM49 77V76H48ZM58 77V76H56ZM55 77V78H56ZM84 77V76H83ZM122 77V79H123ZM128 77V78H129ZM158 77V76H157ZM18 78V77H17ZM125 78V79H126ZM132 78V77H131ZM149 78V77H148ZM160 78V77H159ZM163 78V77H162ZM21 79V78H20ZM19 79V80H20ZM50 78H47V81L49 80ZM54 79V78H53ZM52 79V80H53ZM121 79V80H122ZM158 79V78H157ZM161 79V78H160ZM168 79V78H167ZM170 79V80H171ZM60 82V79L58 77V79H56ZM90 81V79H88ZM151 80H152V77H151ZM169 80V81H170ZM171 80V81H172ZM12 81V80H11ZM17 81V80H15ZM131 81V82H132ZM147 81V79H146ZM42 82V81H41ZM50 82V81H48ZM47 82V83H48ZM57 82V81H55ZM58 82V83H59ZM63 82V81H62ZM173 82V83H174ZM19 83V81H18ZM27 83V82H26ZM54 83V82H53ZM52 82L49 83V85L51 84L50 87H52ZM57 83V84H58ZM123 83V82H121ZM128 83V82H126ZM135 83V85H137ZM168 83V81H167ZM17 84V83H16ZM24 84V83H23ZM38 84V83H37ZM36 84V85H37ZM44 84V83H43ZM74 84V83H73ZM99 84V83H98ZM102 84V83H101ZM100 84V86H101ZM104 84V83H103ZM119 84V82L117 83ZM131 84V83H129ZM146 84V82H145ZM162 84V83H161ZM170 84V82H169ZM176 84V85H177ZM29 85V84H28ZM39 85V84H38ZM37 85V86H38ZM120 85V84H119ZM125 85V84H124ZM124 85H120V86H124ZM134 85V84H133ZM131 85V86H133ZM147 85V84H146ZM164 85V84H163ZM175 85V86H176ZM177 85V87H179ZM15 86V84H14ZM18 85H16L17 87ZM66 85H63L62 86V83L60 82V85H58V88H60L63 92H66L65 94L67 95V97H71L73 99L74 102H76L77 106H76V109L77 107L79 106V108H81V110H83L85 113L83 114H86L89 113L90 114V108L87 104L86 101H84L83 99H79L74 92H72L73 90L69 89L66 90ZM70 86V85H69ZM103 86V85H102ZM127 86V85H126ZM125 86V87H126ZM129 86V85H128ZM138 86V85H137ZM136 86V87H137ZM165 86V85H164ZM168 86V85H167ZM20 87V86H19ZM22 87V86H21ZM20 87V88H21ZM42 87V86H41ZM55 87V86H54ZM65 87V88H64ZM72 87V86H71ZM99 87V85H98ZM174 87V86H172ZM30 88V87H29ZM28 88V89H29ZM32 88V87H31ZM77 88V87H76ZM129 88V87H127ZM126 88V90H127ZM132 87H130V91L132 90L131 89ZM145 88V87H144ZM33 89V88H32ZM31 89V90H32ZM58 89V90H60ZM75 89V88H74ZM80 89V88H79ZM101 89V88H100ZM125 89V88H124ZM136 89L135 87H133V90ZM148 89V88H147ZM174 89V88H173ZM176 89V87H175ZM188 89V90H189ZM56 90V88H55ZM54 90V92H56ZM77 90V89H76ZM125 90V91H126ZM186 90V89H185ZM24 91V90H23ZM33 91V90H32ZM129 91V89L127 90ZM129 91V93H130ZM27 92V91H26ZM31 92V91H30ZM29 92V93H30ZM46 92V91H45ZM58 92V91H57ZM188 92V91H186ZM192 92V91H191ZM32 93V92H31ZM40 93V92H39ZM41 94V93H40ZM47 94V93H46ZM171 95V93H169ZM186 94V93H185ZM190 94V93H189ZM42 95V94H41ZM41 95H38L37 98H39ZM64 95V94H63ZM173 95V94H172ZM187 95V94H186ZM28 96V95H26ZM61 96V95H60ZM87 96V95H86ZM194 96V95H193ZM14 97V96H13ZM29 97V96H28ZM33 97V96H32ZM36 97V96H35ZM43 96L40 97L42 98V101L43 100ZM66 97V98H67ZM184 97V96H183ZM195 97V96H194ZM178 98V97H177ZM189 98V97H188ZM187 98V99H188ZM15 99V98H14ZM90 99V98H89ZM182 99V97H181ZM195 99V102L196 101V98ZM47 101V99H46ZM59 101V100H58ZM137 101V100H136ZM68 102V101H67ZM114 102V101H113ZM181 102V100H180ZM199 102V104H200ZM23 103V102H21ZM45 103V102H44ZM53 103V102H52ZM96 103V102H95ZM25 104V103H24ZM49 104V103H48ZM74 104V103H72ZM99 104V103H98ZM115 104V103H114ZM138 104H142V103H139ZM144 104L142 105L143 108H144ZM182 104V102H181ZM184 104V103H183ZM182 104V105H183ZM192 104V103H191ZM36 105V104H35ZM116 105V104H115ZM185 105V104H184ZM1 106V105H0ZM17 106V105H16ZM25 106V105H24ZM27 106V105H26ZM44 106V105H43ZM123 106V105H122ZM129 106V105H128ZM194 106V105H193ZM201 106V105H200ZM201 106V107H203ZM18 107V106H17ZM75 107V106H74ZM145 107V108H146ZM30 108V107H29ZM54 108V107H53ZM56 108V107H55ZM122 108V107H121ZM191 108V107H190ZM189 108V109H190ZM7 109V107H6ZM5 109V110H6ZM50 109V108H49ZM118 109V107H117ZM120 109V108H119ZM123 109V108H122ZM126 109V107H125ZM124 109V110H125ZM195 110V108H192ZM191 109V110H192ZM204 109V108H201V110ZM3 110V109H2ZM4 110V111H5ZM10 110V109H9ZM31 110V109H30ZM29 110V111H30ZM36 110V109H35ZM81 111V112H83ZM187 111V110H186ZM3 112V111H2ZM8 112V110H7ZM10 112V111H9ZM41 112V110H40ZM70 112V111H69ZM93 112V111H91ZM95 112V111H94ZM124 112V111H122ZM125 112L127 113V111L125 110ZM130 112V111H129ZM132 112V111H131ZM148 111H146L147 113ZM189 112V110H188ZM196 112V111H195ZM194 112V113H195ZM203 113H205L203 110H202ZM1 113V112H0ZM12 113V112H10ZM35 114V112H32ZM55 113V112H54ZM80 113V112H79ZM191 113V111H190ZM193 113V114H194ZM3 114V113H2ZM2 114H0V123L1 125L5 126V128L11 132V134L15 137V139L20 143V145L24 146L25 147V150L28 152V153H31V156L32 154L35 155L37 157L36 161L39 159V161H41L47 168L51 169V172L53 170V172H56L55 170L57 169H61L63 170V172H65V175L69 176L71 179H73L75 183L78 184V186L82 187L86 192L87 194V197L88 199H90L93 204L98 207L99 209L101 210H104L105 212H103V214H109V216L114 220L116 221V223L119 224V226H121V229L118 228L116 225H113L110 224L108 221V224H110L111 227H107L105 228V226H109V225H104L102 226L101 223L102 220H99L97 221L96 219V216H95V213H98V212H95L94 213V216L95 218H93L92 216L88 215L87 213L85 212H82L84 211V209H82V211H80V208L79 210L77 211V209H75V207H72V206H69L70 209H73V210H76L77 212L75 213H78L77 216H79V214L81 215L80 218H78L76 216V214L74 215L73 213H71L69 210L66 209V207L64 208V206H61L59 203H57L55 200H53L48 194H45L44 192H42L37 186H35L33 183H31V181H29L26 176L22 175L21 172L19 170H17L15 168V165L11 164L10 161L4 159V157H2L0 155V182H2L4 184V187L6 188V190H14L12 192H15L17 193L20 197L24 198L23 200H26L28 202H31V204L33 203L35 206L38 207V209H40V212H43L44 214L48 215V217H50L52 220V218L54 219L53 221H56V224L59 223H62V225L66 226L67 228L70 229V231L72 232V235L68 236L70 238V240L74 243L75 246H77V249H84V250H87L86 247H89V249H93L94 251L97 250V252L99 251L100 253H104L107 258L109 259V261L111 262H108L109 264H190L188 263V259L189 258H186V261H185V258H181V256H178V253L177 255L168 247V245H170L168 243V245H166L164 242L160 241L159 239H157L158 237H160V235L157 237V238H154L151 233L149 232V230L140 225L139 222L136 220V218L134 219V217L132 218L131 214H127L126 212H123L122 210H120L115 201H111L109 200V198L100 193L97 189H94L92 187H90L88 184H87V180L85 181L83 178H81L78 174H76L72 169L73 168H69L65 165H63L61 163V160L55 158V157H50L48 155H46L47 153L46 150L42 152H40L39 150V147L36 148V146L34 145L33 142H31L29 140V138L27 137V132L29 134V131L32 132L31 129L27 128V132L26 130L24 129H20L19 128V125L16 126L14 125V123L12 124L11 122H6L7 119H10V118H4L2 117ZM5 114H7L5 112ZM43 114V113H42ZM46 114V113H45ZM52 114V113H51ZM57 114V113H56ZM88 114V115H89ZM95 114V113H94ZM93 114V115H94ZM97 114V112H96ZM99 114V113H98ZM130 114V113H129ZM136 113H134V115H131L134 117ZM192 114V113H191ZM209 114V113H208ZM211 114V113H210ZM210 114L208 115L210 117ZM211 114V115H212ZM10 115V114H9ZM12 115V114H11ZM85 115V116H86ZM92 115V117H93ZM100 115V114H99ZM96 116L94 115L96 118V122L98 123V126H100V130H103V132H108V133H111L113 131V126L111 123H116V121H108L109 118L107 117L106 120L105 119V115L104 118H102L101 116ZM102 115V114H101ZM123 115V114H122ZM8 116V115H7ZM15 116V115H14ZM46 116V115H44ZM55 116V115H54ZM58 116L59 113H58ZM64 116V115H63ZM62 116V118H63ZM74 116V115H73ZM128 116V114H127ZM130 116V115H129ZM196 116V114H195ZM17 117V116H16ZM48 117V116H47ZM46 117V118H47ZM88 117V116H87ZM203 117V116H202ZM45 118V117H44ZM58 118V117H56ZM90 118V117H88ZM129 119L131 117H128ZM127 118V119H128ZM136 118V116H135ZM138 118V117H137ZM212 118V117H211ZM18 119V118H17ZM65 119V118H64ZM91 119V118H90ZM93 119V118H92ZM111 119V118H110ZM128 119V120H129ZM133 119V118H132ZM131 119V120H132ZM11 120V119H10ZM74 120V119H73ZM94 120V119H93ZM197 120V118H196ZM13 122V120H11ZM15 121V120H14ZM52 121V120H51ZM68 121V119L66 120ZM72 121V120H71ZM91 121V120H90ZM130 121V120H129ZM133 121V120H132ZM199 121H202V120H199ZM204 121V120H203ZM213 122V120H211ZM17 122V121H16ZM43 122H45L43 120ZM48 122V121H47ZM111 122V123H110ZM205 122V121H204ZM50 123V122H49ZM69 123V122H68ZM132 123V122H131ZM52 124V123H51ZM54 124V123H53ZM123 124V123H122ZM136 124V123H134ZM202 124V123H200ZM207 124V123H205ZM25 125V124H24ZM74 125V124H73ZM72 125V126H73ZM114 125H118L117 123L114 124ZM142 125V124H141ZM161 125V124H160ZM3 126V127H4ZM79 126V125H78ZM201 126V125H200ZM23 127V126H22ZM25 127V126H24ZM76 127V126H75ZM74 127V128H75ZM165 127V128H166ZM203 127V126H202ZM207 127V125H206ZM77 128V127H76ZM137 128V127H136ZM143 128V127H142ZM166 128V129H167ZM209 128V127H208ZM29 129V131H28ZM51 129V127H50ZM70 129V128H69ZM83 129V128H82ZM139 129H141L139 127ZM168 129V130H169ZM206 130V128H204ZM210 129V128H209ZM23 130V131H22ZM73 130V129H72ZM78 130V129H77ZM219 130V129H218ZM221 130V129H220ZM123 131V130H121ZM142 131V129H141ZM159 131V130H158ZM172 131V133H173ZM213 131V130H212ZM216 131V130H214ZM59 132V131H58ZM57 132V133H58ZM76 132V131H75ZM78 132V131H77ZM82 132V131H81ZM115 132V131H114ZM127 132V131H126ZM149 132V131H147ZM222 133V130L220 131ZM225 132V131H224ZM223 132V133H224ZM2 133V132H1ZM61 133V132H60ZM83 133V132H82ZM102 133V132H101ZM107 133V134H108ZM151 133V131H150ZM214 133V132H213ZM222 133V134H223ZM227 133V132H225ZM228 133V134H229ZM3 134V133H2ZM10 134V135H11ZM81 134V133H80ZM113 134V133H112ZM119 134V133H118ZM124 134V135H123ZM122 135H120L122 137V139L125 140V138L123 136H125V132H123ZM216 134V132H215ZM30 135V134H29ZM32 135V133H31ZM30 135V136H31ZM60 135V134H59ZM85 136H87L86 134H84ZM101 135V134H100ZM104 135V134H102ZM110 135V134H109ZM115 135V134H114ZM112 135V136H114ZM149 135V133L147 134ZM154 135V134H153ZM157 135V134H155ZM220 135V134H219ZM235 135V136H234ZM57 136V135H56ZM89 136V135H88ZM131 136V135H130ZM146 135H144L145 137ZM151 136H152V133H151ZM175 135H173L174 137ZM222 135H220L221 137ZM73 137V136H72ZM107 137L109 140H110V136H105ZM104 137V138H105ZM118 137V136H117ZM158 136H156L157 138ZM177 137V139H178ZM10 138V137H8ZM41 138V137H40ZM103 138V137H102ZM147 138V137H146ZM153 138V137H151ZM225 138V137H224ZM226 138H228L226 136ZM70 139V138H69ZM93 139V138H91ZM106 139V138H105ZM108 139H106L109 143L113 142V141H109ZM120 139V137H119ZM150 139V138H149ZM158 139V138H157ZM160 139V138H159ZM158 139V140H159ZM176 139V140H177ZM220 139V138H219ZM37 140V139H35ZM40 140V139H39ZM67 140V139H66ZM74 140V139H73ZM114 140H115V136H114ZM122 140V141H124ZM154 140V139H153ZM177 140V141H179ZM232 140V139H231ZM234 140V139H233ZM235 140L236 137H235ZM7 141H10V140H7ZM34 141V140H32ZM80 141V140H79ZM87 141V140H86ZM120 141V140H119ZM171 141V140H170ZM224 141V140H223ZM226 141V140H225ZM102 142V141H101ZM118 142V140H117ZM128 142V141H127ZM152 142V140H151ZM150 142V143H151ZM156 142V141H155ZM158 142V141H157ZM172 142V141H171ZM227 142V141H226ZM243 142H240L241 144H244ZM40 143V142H39ZM38 143V145H39ZM88 143V142H87ZM115 143V142H114ZM123 143V142H121ZM135 143V141L133 142ZM140 143V142H139ZM145 143V142H144ZM162 143V141H161ZM233 143V142H232ZM238 143V142H237ZM15 144V142H14ZM102 144V143H101ZM105 144V143H104ZM103 144V145H104ZM113 144V143H112ZM119 144V143H118ZM118 144H115V146H113L115 149H117L118 151H122V148L124 146H119ZM148 144V142H147ZM151 144H154V148H158V144L156 145L155 147V144L154 141L153 143ZM240 144V145H241ZM245 144V145H246ZM13 145V144H12ZM16 145V144H15ZM82 145V144H81ZM80 145V146H81ZM89 145V143H88ZM95 145V144H94ZM100 145V144H99ZM106 145V144H105ZM110 145V144H109ZM124 145V143H123ZM127 145V143L125 144V146ZM150 145V144H149ZM162 145V144H160ZM206 145H209V147H206ZM237 145V144H236ZM239 145V146H240ZM108 146V145H107ZM131 146V144H130ZM141 146V145H139ZM164 146V145H163ZM234 146V145H233ZM51 147V146H50ZM86 147V146H85ZM102 147V146H101ZM109 147V146H108ZM105 146V148H108ZM160 147V146H159ZM162 147V146H161ZM160 147V148H161ZM177 147V146H176ZM242 147V146H241ZM20 148V147H19ZM42 148V147H40ZM83 148V147H82ZM81 148V149H82ZM100 148V147H99ZM98 148V149H99ZM104 148V149H105ZM130 148V147H129ZM141 148V147H140ZM139 148V149H140ZM159 148V149H160ZM163 148V147H162ZM7 149V148H6ZM93 149V148H92ZM102 149V148H101ZM99 150L100 152L102 150ZM103 149V152L106 150ZM111 149V148H110ZM124 149V148H123ZM21 150V149H20ZM109 150V148H108ZM112 151L114 149H111ZM111 150H110V153H111ZM137 150V149H136ZM187 150V151H188ZM238 150V149H237ZM19 151V150H18ZM53 151V150H52ZM62 151V150H61ZM76 151V149H75ZM86 151V150H85ZM161 151V150H160ZM252 150H250L251 152ZM21 152V151H20ZM49 152V151H48ZM96 152V151H95ZM132 152V151H131ZM136 152V151H135ZM162 152V151H161ZM245 152V151H244ZM249 152V154H250ZM51 153V152H50ZM53 153V152H52ZM51 153V154H52ZM59 153V152H58ZM84 153V152H83ZM114 153V151H113ZM110 156H106L108 162L110 164H112V167L111 168H114V171H111L116 173V176L118 174H124V176H130L131 173H129V169L127 168V166H125V164H123V162L126 160L120 158L118 156V152L115 151V153ZM117 153V154H116ZM126 153V152H125ZM164 153V152H162ZM189 153V152H188ZM191 153V154H192ZM253 153V151H252ZM0 154H2L0 152ZM86 154V153H85ZM106 154V153H105ZM130 154V153H129ZM134 154V153H133ZM136 154V153H135ZM165 154V153H164ZM18 155V154H17ZM58 155V154H57ZM107 155V154H106ZM186 155V154H185ZM198 155V156H197ZM251 155V154H250ZM254 155V154H253ZM30 156V154H29ZM31 156L29 158H31ZM89 156V155H88ZM123 156L126 158V155L123 154ZM129 156V155H128ZM135 156V155H134ZM189 156V155H187ZM186 156V157H187ZM17 157V156H16ZM15 157V158H16ZM27 157V156H25ZM96 157V156H95ZM102 157V155H101ZM144 157V156H143ZM191 157V156H190ZM196 157H194L196 159ZM11 158V157H10ZM9 158V159H10ZM83 158V156H82ZM99 158V157H98ZM132 158V157H131ZM136 158V157H135ZM134 158V159H135ZM147 159V156L145 157ZM192 158V157H191ZM17 159V158H16ZM65 159V158H63ZM74 159V158H73ZM137 159V158H136ZM149 159V158H148ZM155 161L156 158H154ZM169 159V158H168ZM194 159V160H195ZM21 160V159H20ZM31 160V159H29ZM66 160V159H65ZM64 160V161H65ZM69 160V159H68ZM66 160V161H68ZM133 159H131V162H132ZM152 160V159H151ZM172 160V159H170ZM189 160V159H188ZM12 161V160H11ZM15 161V159H13V162ZM19 161V160H18ZM26 161V160H25ZM32 161V160H31ZM30 161V162H31ZM63 161V162H64ZM106 161V160H105ZM154 161V160H152ZM151 161V163H152ZM159 161V160H158ZM163 160L161 159V161L159 162H162ZM198 161V160H197ZM23 162V160L21 161ZM106 161V163H108ZM149 162H150V159H149ZM174 162V160H173ZM15 163V162H14ZM17 163V162H16ZM15 163V164H16ZM20 163V162H19ZM19 163H17L19 165ZM24 163V162H23ZM22 163V164H23ZM33 163V162H32ZM36 163V162H35ZM67 163V162H66ZM70 163V162H69ZM102 163V162H101ZM130 163V162H129ZM138 163V162H137ZM146 163V162H145ZM176 163V161H175ZM16 164V165H17ZM21 164V163H20ZM21 164V165H22ZM38 164V162H37ZM35 164V165H37ZM40 164V163H39ZM38 164V166H39ZM73 164V163H72ZM70 164V165H72ZM127 164V163H126ZM134 164H136V162H134ZM139 164V163H138ZM137 164V166H138ZM153 164V163H152ZM156 164V163H155ZM163 164H164V161H163ZM174 164V163H173ZM200 164V163H199ZM204 164V165H205ZM17 165V166H18ZM25 165V164H23ZM22 165V166H23ZM41 165V164H40ZM69 165V166H70ZM74 165V164H73ZM105 167V163L103 164ZM108 165V164H107ZM131 165V163L129 164ZM150 165V164H149ZM176 165V164H175ZM178 165V164H177ZM180 165V163H179ZM203 165V164H202ZM37 166V168H38ZM109 166V165H108ZM143 166V164H142ZM145 166V165H144ZM152 166V165H151ZM154 166V164H153ZM157 166V165H156ZM159 166V165H158ZM200 166V165H199ZM24 167V166H23ZM73 167V166H72ZM110 167V166H109ZM132 167V166H131ZM146 167V166H145ZM177 167V166H176ZM184 166H182L183 168ZM18 168V167H17ZM36 168V166H35ZM40 168V167H39ZM38 168V169H39ZM43 169V167H41ZM46 168V169H47ZM108 168V167H107ZM105 168V169H107ZM142 168V171H144L143 173L146 175L145 172H148L146 169H144L143 167ZM158 168V167H157ZM165 168V166L163 167ZM77 169V168H76ZM80 169V168H79ZM131 169V168H130ZM148 169V167H147ZM151 169V168H149ZM153 169V168H152ZM162 169V168H161ZM169 169V168H168ZM180 169V166L179 168ZM177 169V170H178ZM184 169V168H183ZM207 169V170H208ZM78 170V169H77ZM132 170V169H131ZM135 170V169H134ZM186 170V169H185ZM43 171V170H41ZM49 171V170H48ZM48 171H46V173H49ZM58 171V170H57ZM60 171V170H59ZM79 171V170H78ZM138 171V170H137ZM141 171V172H142ZM161 171H164L166 172L165 170H161ZM180 171V170H179ZM182 171V170H181ZM184 171V170H183ZM188 171V170H187ZM211 171V170H210ZM264 171V168L263 170ZM80 173L81 170L79 171ZM133 172V171H131ZM135 172V171H134ZM150 172V170H149ZM153 172V171H152ZM170 172V171H169ZM168 172V173H169ZM186 172V171H185ZM191 173V171H188ZM209 172V170H208ZM39 173V172H38ZM35 172L36 176L37 177L39 174ZM137 173V172H136ZM136 173H134V175H136ZM139 173V172H138ZM181 173V172H179ZM210 173V172H209ZM209 173H206L209 174ZM214 173V175H215ZM34 174V172H33ZM38 174V175H37ZM43 174V173H42ZM84 174V173H82ZM81 174V176H82ZM130 174V175H129ZM153 174V173H152ZM157 174V173H156ZM172 175V173H170ZM183 175V172L181 173ZM213 174V172H212ZM262 174V173H261ZM85 175V174H84ZM114 175V174H112ZM120 175L118 177H120ZM141 175V174H140ZM147 176L148 178H150L151 176V173H147ZM155 175V174H154ZM175 175V174H174ZM186 175V174H185ZM188 175V174H187ZM204 175V174H203ZM46 176V175H45ZM66 176V177H67ZM143 176V175H142ZM141 176V177H142ZM159 176V175H158ZM165 176V175H163ZM162 176V177H163ZM178 176V174L176 175ZM181 176V175H179ZM197 176V175H195ZM194 176V178H195ZM211 176V175H210ZM264 176V175H262ZM42 176L40 175L39 177V180H42L43 179H40ZM89 177V176H88ZM86 177V178H88ZM127 177V179H128ZM139 177V176H138ZM154 176L152 175L151 178H153ZM157 177V175H156ZM161 177V176H159ZM166 177V176H165ZM186 177V176H185ZM190 177V176H189ZM38 178V177H37ZM43 178V177H42ZM65 178V177H64ZM69 178V179H70ZM145 178L146 177H142ZM182 177H180L181 179ZM192 179H189L191 181V184L190 186H193L195 188L193 189H198V191H201L203 192L205 195H208L211 199H213L216 204H218L221 209L223 210V213H224V219L223 221H225L227 219V223H229L228 221H231L232 223H234V225H236V223L239 224V227L241 228V231L243 232L242 234H244V232H246V235H249L251 232H252V226L250 225V222H248L244 216H242L238 210H235L231 207V205L229 206V204H224L221 200V198L216 195L215 193H212L211 191L214 189V188H211V191L209 189H207V187L205 186V184L201 183L200 181H202L200 179L197 180L196 178L193 179V177H190ZM199 178L200 175H199ZM216 178V177H214ZM89 179V178H88ZM130 179H133L134 183H136V185L138 186V190L140 188H145L144 186V183L142 182L143 180H140L138 178L134 179V178H130ZM129 179V180H130ZM162 179V178H161ZM179 179V178H178ZM212 179V177H211ZM46 180V179H45ZM124 180V179H123ZM123 180L121 181L122 184H126L125 183V180H124V183H123ZM147 180V179H146ZM150 180V179H149ZM153 180V179H152ZM151 180V181H152ZM157 180V178H156ZM160 180V179H159ZM163 180V179H162ZM168 180V179H167ZM166 180V181H167ZM172 181V179H170ZM182 180V179H181ZM180 180V182H181ZM38 181V180H37ZM66 181V180H65ZM164 181V180H163ZM186 181V180H185ZM33 182V181H32ZM40 182V181H38ZM70 182V181H69ZM148 182V181H146ZM145 182V183H146ZM154 182V180H153ZM162 182V181H161ZM168 182V181H167ZM177 182V181H176ZM187 182V181H186ZM204 182V181H203ZM130 183V182H129ZM132 183V185L134 184ZM224 183V182H223ZM120 184V183H119ZM149 184V182H148ZM151 184V183H150ZM156 184V182H155ZM153 184V185H155ZM179 184V183H178ZM177 184V185H178ZM183 184V183H182ZM208 184V183H207ZM206 184V185H207ZM1 185V184H0ZM98 185V184H97ZM101 185V184H100ZM128 185V182L126 184V186ZM152 185V184H151ZM153 185L151 187H153ZM158 185H161L158 183ZM166 184H164L165 186ZM176 185V186H177ZM181 185V183H180ZM188 185V183H187ZM186 185V186H187ZM228 185V184H227ZM40 186V185H39ZM57 186V185H56ZM60 186V185H59ZM76 186V185H74ZM96 186V185H95ZM131 186V185H130ZM157 186V185H156ZM162 186V185H161ZM185 186V185H184ZM189 186V187H190ZM224 186V185H223ZM53 187V186H52ZM104 187V186H103ZM140 187V188H139ZM166 187V186H165ZM169 187V186H168ZM182 187V186H180ZM230 187V186H229ZM54 188V187H53ZM60 188V187H59ZM99 188V187H98ZM132 188V187H131ZM136 188V187H134ZM149 188V187H148ZM163 188V187H162ZM161 188V189H162ZM167 188V187H166ZM166 188H164V190L162 191H166ZM177 188V187H176ZM175 188V189H176ZM191 188V187H190ZM261 188V189H262ZM0 189H1V186H0ZM2 189L3 188V185H2ZM57 189V188H56ZM60 189H63V188H60ZM78 189H80L78 187ZM101 189V188H100ZM137 189V188H136ZM158 189V188H155V190ZM172 188H169L168 190L172 191L171 190ZM183 189V187L181 188ZM180 189V190H181ZM216 189V188H215ZM55 190V188H54ZM53 190V191H54ZM76 190V189H75ZM133 190V188H132ZM152 190V189H151ZM179 190V188H178ZM178 190L176 192H178ZM218 190V189H217ZM216 190V191H217ZM2 191V190H1ZM9 191H8V194H9ZM66 191V190H65ZM77 191V190H76ZM81 191V190H79ZM79 191H77V193H79ZM140 191V190H139ZM144 191H147L144 190ZM159 191V190H157ZM156 191V193H157ZM183 191V190H182ZM259 193H258V192ZM57 192V191H56ZM67 192V191H66ZM105 192V191H104ZM135 192V191H134ZM141 192H142V189H141ZM149 192V191H148ZM181 192V191H180ZM185 192V191H183ZM262 192V191H261ZM1 193V192H0ZM5 193V192H4ZM2 193V194H4ZM53 193V192H52ZM58 193V192H57ZM61 193V192H60ZM59 194H56L55 195V192H54V195L57 196V195H60ZM108 193V192H107ZM154 193V192H152ZM160 193H164V192H161ZM179 193V192H178ZM189 193V192H188ZM234 193V194H235ZM6 194V193H5ZM4 194V195H5ZM7 194V198L8 197H11L12 195V200H13V193L8 196ZM80 194V193H79ZM83 194V193H81ZM80 194V195H81ZM131 194V193H130ZM139 194V192H138ZM143 194V193H142ZM148 194V193H147ZM171 194V193H170ZM176 195V193H173ZM198 194V192H197ZM62 195V194H61ZM68 195V193L66 194V196ZM112 195V194H111ZM134 195V194H132ZM141 195V194H139ZM150 195H154V194H151V191H150ZM149 195V196H150ZM156 195V194H155ZM159 195V194H158ZM157 195V196H158ZM163 195V194H162ZM188 195V194H187ZM191 195V194H190ZM6 196V195H5ZM16 196V195H14ZM143 196H145L143 194ZM148 196V197H149ZM177 196V195H176ZM175 196V197H176ZM179 196V195H178ZM177 196V197H178ZM240 196V197H241ZM18 197V196H17ZM16 197V198H17ZM18 197V199L20 200L21 198ZM85 197V195H84ZM113 199L115 196H112ZM153 197V196H152ZM162 197V196H161ZM184 197V196H183ZM188 197L192 200L194 199L195 200V197H190L188 195ZM15 198V200H16ZM55 198V197H54ZM59 198H61L59 196ZM63 198V196H62ZM66 197L64 196L63 199H65ZM68 198V196H67ZM111 198V197H110ZM139 198H141L139 196ZM147 198V197H145ZM145 198H143L144 202L148 201L146 199L145 201ZM151 198V197H150ZM163 198V197H162ZM167 198V197H166ZM169 198V197H168ZM180 199H182V197H179ZM185 198V197H184ZM196 198H199L196 197ZM201 198V199H200ZM200 200H202L203 198L200 196ZM230 198V197H228ZM6 199V198H5ZM58 200V198H56ZM142 199V198H141ZM149 199V198H148ZM158 199V198H157ZM156 199V200H157ZM170 199V198H169ZM174 199V198H173ZM3 200V199H2ZM11 199L9 198V201ZM11 200V201H12ZM21 200V201H23ZM62 200V199H61ZM89 200V201H90ZM119 200V198H118ZM126 200V199H125ZM131 200V199H130ZM155 199H153L154 201ZM162 200V199H159V201ZM175 200L177 202H180L181 200H177L175 198ZM183 200V199H182ZM231 200V199H230ZM235 200V199H234ZM5 201V200H4ZM10 201V202H11ZM25 202V205L26 203L28 202ZM67 201V200H66ZM88 201V200H87ZM121 201V200H120ZM140 200H137L136 202H139ZM152 201V202H153ZM172 201V199H171ZM185 201V200H184ZM187 201V199H186ZM189 201V200H188ZM196 201V200H195ZM205 201H207L205 199ZM237 201V200H236ZM15 202V201H14ZM64 202V201H63ZM123 202V201H121ZM131 202V201H130ZM129 202V203H130ZM151 202V203H152ZM162 202V201H161ZM190 202V201H189ZM192 202V201H191ZM198 202V200H197ZM204 202V201H203ZM209 203V201H207ZM206 202V205H208V203ZM212 202V201H210ZM214 202V204H215ZM230 202V201H228ZM232 202V201H231ZM247 202V203H248ZM7 202L5 201L4 204H6ZM13 203V202H11ZM20 205V201L18 202ZM75 203V202H74ZM86 203V202H85ZM91 203V202H90ZM157 203V202H156ZM187 203V202H185ZM200 203V202H199ZM199 203H196V204H199ZM202 203V201H201ZM227 203V202H226ZM238 203V202H237ZM236 203V204H237ZM249 203V205H251ZM1 204V203H0ZM9 204V203H7ZM6 204V207H9L7 206ZM17 203H14L13 205H15ZM23 204V203H22ZM30 204V205H31ZM124 204V203H123ZM122 204V205H123ZM146 204H148L146 202ZM155 207L153 208H156L158 204H155ZM170 204V203H169ZM177 204V203H176ZM179 204V207H180V203ZM188 204V203H187ZM242 204V203H241ZM85 205V204H84ZM87 205V203H86ZM93 205V206H94ZM126 205V204H125ZM131 205V204H129ZM144 205V204H143ZM151 205V204H150ZM149 205V206H150ZM163 205L165 206L164 208H166V212L169 211V210H172V209H169V206L167 204H164ZM175 205V203H174ZM174 205H171V206H174ZM181 205H183L181 203ZM186 205V204H185ZM189 205V204H188ZM210 205H212L210 203ZM218 205H215L216 209L218 210ZM239 205V204H238ZM21 206V205H20ZM24 206V204H23ZM33 206V205H31ZM74 206V205H73ZM82 206V205H81ZM91 206V205H90ZM135 206V204H134ZM132 206V210H133V207ZM170 206V208H171ZM176 206V205H175ZM174 206V207H175ZM198 206V205H197ZM201 206V205H200ZM209 206V205H208ZM214 206V205H212ZM252 206V205H251ZM252 206V207H254ZM10 207L11 209L13 210V206L12 204H10ZM15 207V206H14ZM19 207V206H17ZM15 207V208H17ZM26 207V206H25ZM36 207V209H37ZM68 207V208H69ZM72 207V208H71ZM92 207V206H91ZM120 207V206H119ZM131 207V206H130ZM139 207V206H138ZM159 207V206H158ZM182 207V206H181ZM180 207V208H181ZM186 207V206H185ZM184 207V208H185ZM189 207V206H188ZM191 207V206H190ZM195 207V206H194ZM192 207V208H194ZM235 207V206H234ZM14 208V209H15ZM22 208V207H21ZM20 208V209H21ZM29 208V207H28ZM28 208H26L25 210L26 211H29L27 210ZM35 207L33 206L31 211L33 213V209ZM86 208V207H85ZM89 208V207H88ZM123 208V207H122ZM127 208V206L125 207ZM162 208V207H161ZM191 208V210H192ZM200 208V207H199ZM212 208V207H210ZM236 208V207H235ZM258 208V209H259ZM92 210V208H90ZM88 209V210H90ZM93 209H96V208H93ZM137 209V208H136ZM163 209V208H162ZM168 209V210H167ZM177 211H178V207H176ZM198 208H196L197 210ZM215 209V208H214ZM215 209V211H217ZM249 209V208H248ZM1 210V209H0ZM24 210V211H25ZM35 210V209H34ZM99 210V211H101ZM130 210V209H128ZM165 210V209H164ZM179 213H185V212H181L183 209H179ZM190 210V208L188 209ZM187 210V211H188ZM200 210V209H198ZM243 210V209H242ZM3 210L0 211V264H67L66 262V259H65V256H63V252H56V254L54 253L55 251L51 250L52 246H48L49 244H47V242H49L51 239V235L55 232H53V230L51 229L50 226L47 225V227L43 228V229H40L38 228V230H33L34 232L28 230V229H23L24 227L21 228L20 226V223L18 224L19 226H17L12 218L13 217H10L9 214L8 216L6 215L7 212H2ZM23 211V210H21ZM39 211V210H38ZM143 211V210H142ZM150 211V210H149ZM158 211H161V210H158ZM174 211V209H173ZM184 211V210H183ZM205 211V210H204ZM241 211V210H240ZM14 212V211H12ZM17 212L19 213V211L17 210ZM16 212V214H17ZM73 212V211H72ZM89 212V211H88ZM92 212V211H91ZM102 212V211H101ZM130 212V211H129ZM138 212V211H137ZM136 212V213H137ZM140 212V211H139ZM155 212V211H154ZM190 212V211H188ZM193 212V211H192ZM206 213H208V210L205 211ZM243 212V211H242ZM246 212V211H245ZM27 213V212H26ZM36 213V211L34 212ZM33 213V214H34ZM162 213V211L160 212ZM176 213V212H175ZM191 213V212H190ZM189 213V214H190ZM195 213V212H194ZM201 213V212H200ZM204 212L202 211V214ZM204 213V215L206 214ZM244 213V212H243ZM15 214V212H14ZM25 214V212H24ZM38 214V213H36ZM101 214V213H100ZM145 214V213H144ZM143 214V215H144ZM165 214V213H163ZM178 216H177V215ZM174 216H177L179 217V219L181 220L182 219V222L187 221L188 223V220H190L192 217H190V219H185V216L187 215H181V214H178L176 213ZM210 214V213H209ZM216 214V213H215ZM245 214V213H244ZM258 214V213H257ZM260 214V212H259ZM258 214V215H259ZM13 215V214H12ZM11 215V216H12ZM18 215V214H17ZM31 215V213H30ZM29 214L26 215V217H22V218H25V219H21V220H26L28 222H26V224H32V226L34 227V224L35 225H40L41 223L37 224L35 222H32L29 220ZM41 215V214H38V216ZM96 215H99V214H96ZM132 215H135L133 212H132ZM139 215H141V213H139ZM141 215V217L143 216ZM162 216V214H160ZM192 213L190 215H187V216H191ZM208 215V214H207ZM220 215V211H219V214ZM261 215V214H260ZM20 216V214L18 215ZM32 216V215H31ZM30 218H34V217H31ZM35 216V214H34ZM37 216V215H36ZM35 217V218H38ZM101 216V215H100ZM105 215H103L104 217ZM167 216V215H166ZM206 216V215H205ZM204 216V218H206ZM214 217V215H211ZM246 216V214H245ZM16 217V216H15ZM40 217V216H39ZM45 217V216H44ZM138 217V216H137ZM165 217V216H164ZM163 217V219H164ZM221 217V216H220ZM260 217V216H259ZM263 217V216H261ZM260 217V218H261ZM21 218V217H20ZM19 218V219H20ZM42 218V217H41ZM82 218H84L85 220H88L89 223H91L90 225H94V226H86V224L83 223L82 221ZM98 218H100L98 216ZM102 218V217H101ZM109 218V219H111ZM146 218V217H145ZM148 218V217H147ZM186 218H189V217H186ZM208 218H210V216H208ZM18 219V220H19ZM46 219V218H45ZM106 219L105 217L103 218V220ZM165 219L169 220L167 217H165ZM200 219V218H199ZM198 219V220H199ZM221 219V218H220ZM249 221H250V217L247 218ZM264 219V218H263ZM17 220V221H18ZM36 220V219H35ZM40 220V219H39ZM38 220V222H39ZM43 220V218L41 219V221ZM107 220V219H106ZM149 220V219H148ZM194 220V219H193ZM204 219H202L203 221ZM206 220V219H205ZM210 220V219H209ZM212 220H215V219H212L211 218V223H212ZM218 220V219H217ZM254 220V219H253ZM252 220V221H253ZM47 221V219H46ZM44 221V223L46 222ZM49 221V219H48ZM87 221V222H88ZM101 221V222H100ZM143 220H141L142 222ZM155 221V220H154ZM157 221V220H156ZM196 221V220H194ZM201 221V220H199ZM201 221V223H202ZM216 221V220H215ZM220 221V220H218ZM256 221V220H255ZM43 222V221H42ZM86 222V223H87ZM106 222H104L106 224ZM172 222V221H171ZM174 222V221H173ZM179 222V221H178ZM181 222V221H180ZM191 222L194 224V223H197L198 221L196 222H193L191 220ZM217 222V221H216ZM215 222V223H216ZM222 222V221H220ZM254 222V221H253ZM48 223H50L49 225H51V222L49 221ZM53 223V222H52ZM154 223V222H153ZM156 223V222H155ZM176 223V222H175ZM201 223H198L200 225L203 224V226H205L206 222L204 221L202 224ZM205 223V224H204ZM257 223V222H256ZM23 224V223H22ZM25 224V222H24ZM46 224V223H45ZM55 224V225H56ZM144 224L145 226L149 225L145 223L144 221ZM152 224V223H150ZM173 224V223H172ZM181 224V223H180ZM183 224V223H182ZM192 224V225H193ZM213 224V223H212ZM231 224V223H230ZM255 224V223H253ZM28 225V226H30ZM42 225V224H41ZM54 225V224H53ZM154 225V224H153ZM185 225V224H184ZM187 225V224H186ZM185 225V226H186ZM190 225V224H189ZM191 225V226H192ZM197 225V224H196ZM199 225V226H200ZM208 225V224H207ZM206 225V226H207ZM209 225L211 226V224L209 223ZM208 225V226H209ZM217 226V224H215ZM218 225L220 226L219 222H218ZM223 225V224H222ZM233 225V224H231ZM256 225V224H255ZM258 225V224H257ZM256 225V227H257ZM44 226V225H43ZM46 226V225H45ZM61 227V228H64ZM155 226V225H154ZM157 226V224H156ZM168 226V225H167ZM195 226V225H194ZM192 227V228H196V227ZM198 226V225H197ZM205 226V230L210 228H206ZM214 226V225H213ZM237 226V225H236ZM36 227V226H35ZM56 227V226H55ZM123 227V228H122ZM149 228V226H147ZM151 227V226H150ZM177 227V226H176ZM202 227V226H201ZM221 227V226H220ZM218 227V228H220ZM224 227V225L222 226V228ZM227 228V225L225 226ZM224 227V228H225ZM238 227V226H237ZM255 227V228H256ZM259 227V226H258ZM28 228V227H27ZM30 228V227H29ZM58 228V227H57ZM159 228V227H158ZM180 228V226L178 227ZM187 228V227H186ZM190 228V226H189ZM204 228V227H203ZM217 228V227H216ZM223 228V229H224ZM231 227L228 228V231L229 232H232L235 227L232 229H230ZM56 229V228H55ZM65 229V228H64ZM123 229H125L127 232H129L131 234V237L133 236V238L137 241H134L133 239H129V243H126L128 244L129 246L132 247L133 251H128V248L126 250H124L126 248L123 247L124 245L122 244L123 240L120 238V237H125V232L123 231ZM151 229V228H150ZM183 229V228H182ZM188 229V228H187ZM197 229V228H196ZM198 229H200L198 227ZM214 229V227H213ZM212 229V230H213ZM259 229V228H258ZM58 230V229H57ZM61 230V229H60ZM59 230V231H60ZM66 230V229H65ZM103 230V232L101 231ZM153 230V229H152ZM179 231L181 229H178ZM185 230V229H184ZM191 230V229H190ZM200 230H204V229H200ZM214 230H217V229H214ZM221 230V229H220ZM238 231H240V229L237 228ZM254 230V229H253ZM56 231V230H55ZM157 231V230H156ZM159 231V230H158ZM188 231V230H187ZM194 232H198V230H192ZM206 231V232H207ZM218 231V230H217ZM256 231V230H255ZM262 231V229H261ZM259 231V233L261 232ZM63 232V231H62ZM124 232V233H123ZM163 231H161L162 233ZM186 232V231H185ZM204 232V231H203ZM205 232V236L208 235V233L206 234ZM221 232V231H220ZM250 232V233H249ZM257 232V231H256ZM61 233V232H60ZM65 233V232H64ZM157 233V232H156ZM164 235L166 233L167 235V232H163ZM191 233V232H190ZM201 233V232H200ZM200 233H197L198 236ZM222 233V232H221ZM235 230L233 231V234L235 235ZM249 233V234H247ZM255 233V232H254ZM259 233L257 235H259ZM262 233V232H261ZM232 235V233H229ZM237 234V233H236ZM256 234V233H255ZM264 237V233H262ZM261 234V235H262ZM62 235V233H61ZM68 235V233H67ZM129 235V234H128ZM158 234L154 235V236H157ZM163 235V234H162ZM195 235V234H194ZM201 235V234H200ZM202 235V237L204 236ZM225 235V234H224ZM223 235V236H224ZM253 234L251 233V236L250 238L254 237L252 236ZM255 235V236H257ZM64 237L66 236L63 235ZM228 236V235H227ZM36 237H39L38 239H42L43 242H40L38 240H36ZM59 238V236H57ZM62 237V236H61ZM78 238L80 241H78V239H75ZM163 237V236H162ZM165 237V236H164ZM170 237V236H169ZM192 237V236H191ZM201 237V236H200ZM199 237V238H200ZM216 237V236H215ZM55 239V237H53ZM67 238V237H66ZM67 238V239H69ZM127 239V237H125ZM130 238V236H129ZM172 238V236H171ZM170 238V239H171ZM257 238V237H256ZM53 239V240H54ZM65 239V238H64ZM126 239L124 241H126ZM164 239V238H163ZM191 239V238H190ZM202 239V238H201ZM255 239V238H254ZM10 240V241H9ZM51 240V241H53ZM57 240V238H56ZM59 240V239H58ZM61 240V239H60ZM69 240V241H70ZM204 240V239H203ZM207 240V238H206ZM213 240V239H212ZM234 240V239H233ZM232 240V241H233ZM253 240V239H251ZM256 240H259L256 239ZM264 240V239H262ZM261 240V241H262ZM8 241L11 243V241L15 242V248L11 247V245H9ZM55 241V240H54ZM64 241V240H63ZM69 241H66L69 243ZM76 241V242H75ZM174 241V240H173ZM198 241V240H197ZM208 241V240H207ZM231 241V239H230ZM56 242V241H55ZM65 242V241H64ZM119 242H122V247L124 249H122V247L120 248L119 247ZM128 242V240H127ZM139 242V243H138ZM169 242V241H168ZM176 242V241H174ZM195 242V241H194ZM246 242V240H245ZM249 242V241H248ZM253 242V241H252ZM263 242V241H262ZM72 243V244H73ZM141 243V244H140ZM264 243V242H263ZM58 244V243H57ZM250 244V242H249ZM252 244V243H251ZM13 245V243H12ZM210 246V241H209V244ZM212 245V244H211ZM228 245V244H227ZM232 245V243H231ZM238 245V244H237ZM257 245V244H255ZM29 246V247H28ZM62 246V245H60ZM214 246V244H213ZM223 246V245H222ZM233 246V245H232ZM63 247V246H62ZM66 250H68L72 256L74 257V259L77 257L78 261L80 263H83V262H87L85 261L84 259L81 258L80 255H78L79 253H77V249L76 247H69V246H64ZM128 247V246H127ZM171 247V246H170ZM225 247V246H224ZM236 247V245L234 246ZM239 247V246H238ZM247 247V246H246ZM256 248V246H253V248ZM56 248V247H55ZM61 248V247H59ZM86 248V249H85ZM172 248V247H171ZM175 248V246H174ZM212 248V246H211ZM216 248V247H215ZM237 248V247H236ZM242 248V247H241ZM258 248V247H257ZM256 248V249H257ZM54 249V248H53ZM62 249V248H61ZM88 249V250H89ZM177 249V248H176ZM206 249V248H205ZM210 249V248H209ZM230 249V247H229ZM234 250H236L235 248H232ZM231 249V250H232ZM239 249V248H238ZM237 249V250H238ZM247 249V248H245ZM255 249V250H256ZM260 249V248H259ZM16 250H20V251H16ZM55 250V249H54ZM63 250V249H62ZM65 250V252H66ZM195 250H196V247H195ZM200 250V249H199ZM214 250V248L212 249ZM217 252H221L223 253L224 250L222 249V247L220 248L219 246V249H217ZM215 250V251H216ZM236 250V251H237ZM240 250V249H239ZM249 250V249H247ZM92 252V250H90ZM93 251V252H94ZM179 251V250H178ZM208 252V249L205 250ZM214 251V253H215ZM226 251V250H225ZM235 251V252H236ZM241 251V250H240ZM258 251L257 254L261 255L259 250H256ZM261 251V250H260ZM33 252V253H31ZM96 252V253H97ZM98 252V254H99ZM132 252V253H131ZM180 254H181V251H179ZM183 252V251H182ZM185 252V250H184ZM216 252V253H217ZM234 251H231L230 253H232ZM246 252V251H244ZM243 252V253H244ZM68 253V252H66ZM70 253H68L69 255H71ZM83 252H81L82 254ZM85 253V252H84ZM187 253V252H186ZM191 253V252H190ZM212 252H208V254H210ZM212 253V256H214ZM227 253V252H226ZM224 253V254H226ZM242 252H240L239 254H241ZM243 253H242V256H243ZM250 253V251H249ZM248 253V254H249ZM262 253V252H261ZM88 254V253H87ZM86 254V255H87ZM90 254V253H89ZM185 254V253H184ZM182 253V255H184ZM196 254V253H195ZM200 254V253H199ZM206 254V253H205ZM204 254V255H205ZM224 254H222L224 256ZM234 254V253H233ZM247 254V255H248ZM66 255V254H65ZM104 255V256H105ZM188 255V254H187ZM218 255V254H217ZM222 255H219V256H222ZM232 255V254H231ZM246 255V256H247ZM76 256V257H75ZM85 256V255H83ZM91 256V255H90ZM88 256V257H90ZM96 255H94L93 257V254H92V259H95L97 257H95ZM105 256V257H106ZM185 256V255H184ZM190 256V254L188 255ZM235 257L233 258V263H236V264H245L244 262H242V258L244 259V256H245V253H244V256L240 257V256H237L234 255ZM251 256V255H250ZM263 256V255H261ZM259 256L261 259L264 258V257H261ZM70 257V256H69ZM90 257V258H91ZM102 257V256H100ZM98 257V258H100ZM228 259L229 257L226 256ZM252 257L254 258V256L252 255ZM258 257V258H259ZM68 258V257H67ZM104 258V257H103ZM193 258V257H192ZM218 258V257H217ZM221 258V257H220ZM248 258V257H247ZM253 259V261L256 260V262L260 259ZM89 260V258H87ZM102 259V258H100ZM216 259V258H215ZM230 259V258H229ZM228 259V260H229ZM246 259V258H245ZM244 259V261H245ZM250 259V258H249ZM249 259H247V264L249 262ZM252 259V258H251ZM84 260V261H82ZM99 260V259H98ZM97 260V261H98ZM196 260V259H195ZM220 260V259H218ZM94 261V260H93ZM100 261V260H99ZM106 260H104L105 262ZM263 261V260H262ZM91 262V261H89ZM88 262V263H89ZM189 262H192L191 264H195L193 263V261H190ZM207 262V261H206ZM87 263V264H88ZM92 263V262H91ZM251 263V262H249ZM259 264H262L261 262H257ZM86 264V263H85ZM90 264V263H89ZM95 264V263H94ZM107 264V263H106ZM204 264V263H203ZM218 264V263H217ZM232 264V263H231Z\"/></svg>", "mask_w": 264, "mask_h": 264}]
</instances>
